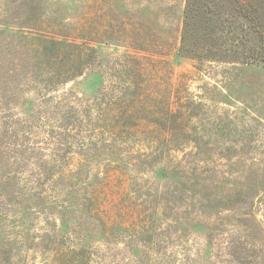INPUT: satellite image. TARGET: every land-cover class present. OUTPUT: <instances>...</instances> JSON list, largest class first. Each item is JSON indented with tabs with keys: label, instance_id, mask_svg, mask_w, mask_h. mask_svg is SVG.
Listing matches in <instances>:
<instances>
[{
	"label": "rangeland",
	"instance_id": "374dc122",
	"mask_svg": "<svg viewBox=\"0 0 264 264\" xmlns=\"http://www.w3.org/2000/svg\"><path fill=\"white\" fill-rule=\"evenodd\" d=\"M185 6L0 0V264H264V0Z\"/></svg>",
	"mask_w": 264,
	"mask_h": 264
},
{
	"label": "trees",
	"instance_id": "16d2710c",
	"mask_svg": "<svg viewBox=\"0 0 264 264\" xmlns=\"http://www.w3.org/2000/svg\"><path fill=\"white\" fill-rule=\"evenodd\" d=\"M196 3L198 4V0H186V6L184 9V31L185 27L187 28L191 15L193 14V11L196 8Z\"/></svg>",
	"mask_w": 264,
	"mask_h": 264
}]
</instances>
